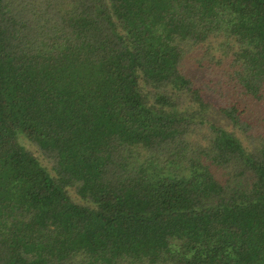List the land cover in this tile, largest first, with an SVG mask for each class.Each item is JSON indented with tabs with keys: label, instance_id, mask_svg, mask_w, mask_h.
Segmentation results:
<instances>
[{
	"label": "trees",
	"instance_id": "obj_1",
	"mask_svg": "<svg viewBox=\"0 0 264 264\" xmlns=\"http://www.w3.org/2000/svg\"><path fill=\"white\" fill-rule=\"evenodd\" d=\"M0 264H264V0H0Z\"/></svg>",
	"mask_w": 264,
	"mask_h": 264
},
{
	"label": "rangeland",
	"instance_id": "obj_2",
	"mask_svg": "<svg viewBox=\"0 0 264 264\" xmlns=\"http://www.w3.org/2000/svg\"><path fill=\"white\" fill-rule=\"evenodd\" d=\"M218 119V118H217ZM219 120V119H218ZM220 121V120H219ZM221 122V121H220Z\"/></svg>",
	"mask_w": 264,
	"mask_h": 264
}]
</instances>
